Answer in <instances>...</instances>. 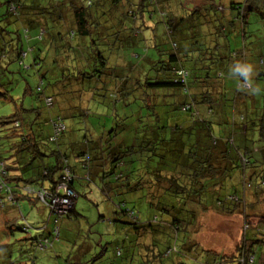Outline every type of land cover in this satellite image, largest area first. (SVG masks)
<instances>
[{
  "label": "trees",
  "instance_id": "obj_1",
  "mask_svg": "<svg viewBox=\"0 0 264 264\" xmlns=\"http://www.w3.org/2000/svg\"><path fill=\"white\" fill-rule=\"evenodd\" d=\"M28 1H0V99H11L15 78L23 77L29 58V69L39 85L32 89L24 80V94L41 101L47 116L40 123L39 109L33 107L23 110L34 116L26 124L18 119V112L0 116V239L14 230L29 231L26 218L19 214L21 201L39 206L47 219L35 227L37 235L26 237L28 251L26 255L18 251L21 261L14 263L38 264L35 252L44 249L51 256L45 254L40 264H49V258L53 264L60 257L54 246L66 236L63 226L79 224L75 201L87 199V193L75 189L76 181L80 187L95 185L111 205L108 221L127 225L135 236L125 247L126 243L116 247L107 264H199L190 255L200 248L195 236L200 212L212 208L226 216L235 213L244 196L238 198L233 191L227 197L219 191L234 175L236 180L241 167L251 169L249 179L243 174L242 181L254 182V196L264 204V86L254 119L248 120L246 111L240 113V120L247 119L248 125L257 128V140L243 137L238 147L233 135L247 132L248 126L229 124L224 117L219 81L232 60L251 64V79L264 80L262 51L257 43L251 41L248 46L245 40L250 17L264 32V0H243L245 11L243 3L229 1L227 11L236 15L226 19V29L218 26L217 35L225 37L232 27L236 36L242 35V46L236 49L216 40H190L200 33L199 18L204 25L211 20L202 11L223 9L214 0H51L49 5ZM157 36L161 39L156 40ZM43 79H48L50 93L40 86ZM252 88L250 81L238 80L235 100L247 110L255 107L254 98L247 94ZM91 105L94 110L104 107L107 118L102 123L101 119L99 124L88 123L91 115L99 118ZM196 106L216 118L205 119ZM186 121L192 124L184 126ZM67 126L73 139H68ZM127 131L132 137L125 142L122 136ZM60 142H70L72 151L62 150ZM253 142L262 144L258 147ZM77 164L81 175L76 173ZM60 182H66L74 194L73 208L66 215L53 213L37 196V192L55 193ZM139 203L168 219L158 221L134 209ZM105 218L99 215L98 221ZM20 219L24 224L18 225ZM259 226L251 227L246 218L245 235L234 252L201 249L199 260L203 264L255 263L254 243L264 248ZM88 232L86 243L68 254L67 264H93L104 258L106 249L83 262L86 252L98 249ZM178 233L179 244H171V235ZM127 240L125 235L123 241ZM44 241L45 247L40 246ZM182 252L194 260L183 262ZM257 257V263L264 264V252Z\"/></svg>",
  "mask_w": 264,
  "mask_h": 264
},
{
  "label": "rangeland",
  "instance_id": "obj_2",
  "mask_svg": "<svg viewBox=\"0 0 264 264\" xmlns=\"http://www.w3.org/2000/svg\"><path fill=\"white\" fill-rule=\"evenodd\" d=\"M1 1V0H0ZM28 1V0H27ZM44 5L48 3L50 4L51 0H40ZM217 1L215 4L221 5L223 9L215 8L216 12H211L209 11L208 14L206 11H202L201 15L205 16L206 19H211L208 24H202L201 19L199 18L200 25L196 27V29H200V33L198 37L195 39H190V40H195L198 42H205V41H218L220 43H223L224 45H229L231 49H236L242 46V39L241 36H236L234 33L233 28L228 31L230 32L225 34L223 36L217 35V30L219 25H222L227 28L225 21L226 19L228 20L230 17H235L234 15H230L229 12L227 11L226 7L229 5V1L231 0H214ZM240 3H243V11L246 10L247 8V3L244 2L243 0H237ZM236 0H233V2H237ZM29 2V1H28ZM242 11V10H241ZM242 11V13H244ZM216 14V15H214ZM222 20V21H221ZM197 22V21H196ZM203 22V21H202ZM249 24L245 27L247 37L245 38L246 43L248 46H250V42L252 41L253 43H257L259 48L262 51V56L264 59V32L260 27V24L258 23H253V17H250L248 19ZM220 31V30H219ZM217 35V36H216ZM161 38H156V40H159ZM140 45L141 41H139ZM143 43V42H142ZM181 44V43H180ZM183 45V43H182ZM210 45H213V43H210ZM212 47V46H211ZM31 61V60H30ZM232 60L231 65H233L235 62ZM29 58L26 59L25 66H26V71L23 74V77L21 78L18 76L15 78V83L13 86V90L11 92V99H0V116H10L14 112H18V119L23 121L24 124H26L28 121L33 119V114L31 112H25L23 110L30 109L31 107L33 108H38L39 112L41 114L40 117H38L37 121L45 122L47 110L45 107L42 105V102L36 99L34 96L31 95H25L24 94V80H26L32 89L39 85V81L33 78L32 71L29 69ZM264 65V61H263ZM47 81L48 79H43L40 86L46 93H50V87H47ZM220 86H221V91L223 92V103L225 104V115L227 121L229 124L235 123V125H247L248 130L247 132H240L238 134L237 132L234 133L233 135V144L235 146L240 147L241 146V140L243 137H245L247 140L250 141H255L257 140L258 137V132L257 128H253L250 125H248L247 119L251 120L254 119L255 113H257V108L260 107L261 102H262V88L264 86V80L258 78V79H250V83L253 85L252 89H256L257 91L253 92L252 89L249 91L248 96L250 95L252 98L255 100V107L250 110V108L244 109V106L241 104L240 100H235V97L237 96V83L238 79L231 78L229 76V71L223 74V77L219 80ZM240 99V97L238 98ZM32 105V106H31ZM234 105V106H233ZM93 108V113H97L99 115V118H97L96 115H91L87 120L89 124L94 125L96 122L101 119V123L103 122L104 119H106V112L104 110V107L100 106L96 110H94L95 106L91 105ZM134 107V106H133ZM197 109L201 110L202 116L205 117V119H215L216 115H210L203 113L205 108L202 106H196ZM50 110V109H49ZM54 107L49 111V114L52 115L54 113ZM245 111L248 112V118L244 120H240V113H244ZM261 111V110H260ZM254 114H252V113ZM71 119H65V123L67 125L71 124ZM255 122V121H254ZM47 123L44 124V126ZM65 124V125H66ZM99 124V123H98ZM192 123L190 121H186L183 123L184 126L186 125H191ZM83 126V125H82ZM98 126V125H97ZM71 126H67L68 131ZM84 132V131H83ZM83 132L80 133V137L82 136ZM131 131H127L122 137L124 138L125 142L127 138L132 137L129 136ZM70 135L68 139H73L72 136V131H69ZM2 134V133H1ZM0 134V136H1ZM129 134V135H128ZM76 135V134H75ZM71 137V138H70ZM3 142V139H2ZM254 146H261V142H253ZM232 142L230 143V145ZM249 148H251V143L247 142ZM60 147L62 150H65L66 152L72 151V147L70 145V142H60ZM241 150V149H240ZM73 161H70L69 164H72ZM244 170V173H243ZM250 168L247 167H241L239 170V173L236 175V180H234V177L231 180H227L224 184L223 190L221 189L219 191L220 195L222 196H227L230 197L233 195V191H236V195L238 198H241L244 196V199L242 202H238L239 204L236 206L238 207L235 211V213L232 216H226L219 214L214 211V209L210 208L206 212H200L199 220L196 223L198 227V231L195 236H197V242L199 243L200 248H195L191 252L192 254L190 255L191 257H194L195 260H198L200 262L199 264H203L202 261L199 260L203 254L200 252L201 249H209L210 251L217 252L220 254H230L235 251V249L238 247L240 240H242L243 236L245 235L243 228H245V219L247 218L249 220V225L252 227L254 224L258 227V229H262L260 234H264V204L262 202H258L256 199V196H254V188L255 185L253 184L254 182L248 181L250 183L249 185H246L242 179H243V174L246 177V179H249L250 176ZM95 186H91V193L92 195L87 197L85 199L84 197H79L75 201V209L77 213L80 215L78 216V223L75 222V224H70V226H63V229L65 228V234L66 236H62L61 241L59 245H55L54 248L57 249L59 248L60 250V257L55 258V261L53 264H67L66 259L68 257V254H74L79 245H82L86 243V236L87 231H89L88 234V239L93 243L95 242L96 245L98 246V249L95 250L93 249L92 252H86L84 254V259L87 260L91 256L97 254L100 251H106L104 258L100 257L96 262L93 264H107L113 259V253L114 249L116 247H120L124 244L123 246L125 247L127 243L132 241L135 236L131 235L130 228L127 225L118 223V222H110L108 221L112 217V209L111 205L105 201V196L101 191H99L97 188H94ZM80 188V187H79ZM218 192V190H217ZM84 193V192H81ZM93 201V202H91ZM213 202V200L211 199ZM210 203V201H209ZM69 204L64 205L63 208H60V211H69L73 207H68ZM98 205V206H97ZM130 207V204H128ZM141 213H147L148 216H155L158 221L160 220H167L168 218L166 217V214L161 213L159 210H146L143 208V204H136L135 208ZM22 214L26 218V223L30 225V229L27 233L20 232L18 230H14L12 235H4L2 239H0L1 244H5L4 246L0 247V253L3 255L0 256V264H13L16 260L21 261V257H19V252L20 251H25L24 254L26 255V252L28 251L29 248V241L26 240V237H33L37 235L38 230L35 229L37 225H40L43 223L45 220L43 219L47 215L46 212L45 214L43 213L41 216L40 212V207L36 205H29L24 202L19 203V214ZM256 214V215H255ZM99 215H104L106 218L105 220L98 221V216ZM262 218V219H260ZM259 220H262V222H259ZM18 225L24 224V221L21 219L17 221ZM66 223V222H65ZM252 224V225H251ZM17 225V224H16ZM66 225V224H65ZM80 229V232L75 234L77 232V229ZM86 231V232H85ZM165 239L167 236H169V233L165 231ZM125 235L128 236L127 241H123ZM180 234L178 233L176 236L173 234L171 235V244L178 245L180 241ZM81 237V238H80ZM248 239L251 237L248 235ZM260 240H263V236H258ZM256 236L252 237V239H255ZM193 239V238H192ZM77 245L75 242H77ZM90 242V244H91ZM192 243V240L190 241ZM0 244V245H1ZM193 244V243H192ZM186 246H182V249L186 250ZM193 248V246L191 247ZM190 248V249H191ZM19 251V252H18ZM254 251H255V258L256 261L253 264H258L257 263V256L259 255L260 252H264L263 244L260 242H255L254 243ZM45 252V253H43ZM43 252H35L36 254V261L38 264H40L42 261H45L46 258L45 254H50L46 249L43 250ZM10 254V255H9ZM6 255V256H5ZM10 256V260L6 259L5 257ZM205 255V253H204ZM51 255H49L50 257ZM123 256V255H122ZM189 255H186L182 252V261L183 262H188V259H192ZM19 257V258H18ZM209 257V254L206 255L205 258ZM5 259V260H4ZM210 260V257L207 258ZM49 260V264H52V260ZM194 260V259H192ZM23 262V260H22ZM21 262V263H22ZM17 264V263H14ZM25 264V263H22Z\"/></svg>",
  "mask_w": 264,
  "mask_h": 264
},
{
  "label": "built area",
  "instance_id": "obj_3",
  "mask_svg": "<svg viewBox=\"0 0 264 264\" xmlns=\"http://www.w3.org/2000/svg\"><path fill=\"white\" fill-rule=\"evenodd\" d=\"M180 74L182 76H185L186 75V72H183L181 71ZM241 86H244L245 88H248L249 86L245 83H242ZM60 129L62 128L61 125L58 126ZM63 179H66L69 180V178H63ZM37 196L39 198V200L43 203H48L51 211L53 213H56V214H59V215H66L69 213V210L68 212L67 211H60L59 209L60 208H63L64 205H68V207H72L73 206V197H74V194L72 192L71 189H68L67 188V184L66 182H60L58 183L56 189H55V193L51 194V195H48L47 193L45 192H37ZM48 201V202H46ZM47 244V241H44L43 243H40V246H43L45 247V245Z\"/></svg>",
  "mask_w": 264,
  "mask_h": 264
},
{
  "label": "clouds",
  "instance_id": "obj_4",
  "mask_svg": "<svg viewBox=\"0 0 264 264\" xmlns=\"http://www.w3.org/2000/svg\"><path fill=\"white\" fill-rule=\"evenodd\" d=\"M253 75V67L251 64L237 61L229 69V76L238 80H243L244 82L250 81ZM253 92L257 91L252 89Z\"/></svg>",
  "mask_w": 264,
  "mask_h": 264
},
{
  "label": "crops",
  "instance_id": "obj_5",
  "mask_svg": "<svg viewBox=\"0 0 264 264\" xmlns=\"http://www.w3.org/2000/svg\"><path fill=\"white\" fill-rule=\"evenodd\" d=\"M215 3V2H214ZM70 161H73V159H71V157H69V162ZM76 164V163H75ZM73 165V164H72ZM75 169H76V173H77V175H81V173L82 172H80L79 171V169H78V164L77 165H75ZM83 174V173H82ZM74 187H75V189L77 190V191H82V192H84V193H87V197H89V196H91L92 195V193H91V191H92V189H91V185L90 186H88V187H86V185H85V183H82V186L80 187L78 184H77V182L75 181L74 182ZM95 186V185H94ZM80 187V188H79ZM94 188H96V187H94ZM91 202H93V201H91ZM98 206V205H97ZM74 208H75V206H74Z\"/></svg>",
  "mask_w": 264,
  "mask_h": 264
},
{
  "label": "water",
  "instance_id": "obj_6",
  "mask_svg": "<svg viewBox=\"0 0 264 264\" xmlns=\"http://www.w3.org/2000/svg\"><path fill=\"white\" fill-rule=\"evenodd\" d=\"M262 139H263V144H264V127H263V136H262Z\"/></svg>",
  "mask_w": 264,
  "mask_h": 264
}]
</instances>
